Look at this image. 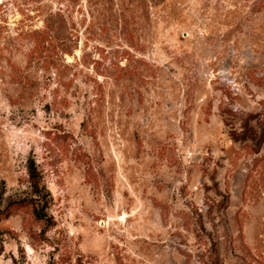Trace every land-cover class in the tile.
I'll return each mask as SVG.
<instances>
[{"label": "rangeland", "instance_id": "1", "mask_svg": "<svg viewBox=\"0 0 264 264\" xmlns=\"http://www.w3.org/2000/svg\"><path fill=\"white\" fill-rule=\"evenodd\" d=\"M0 264H264V0H0Z\"/></svg>", "mask_w": 264, "mask_h": 264}]
</instances>
